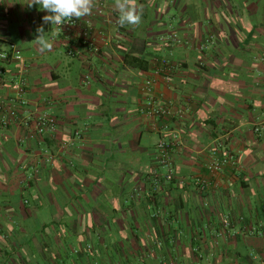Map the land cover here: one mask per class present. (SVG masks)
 <instances>
[{
	"label": "crops",
	"instance_id": "0c3cea01",
	"mask_svg": "<svg viewBox=\"0 0 264 264\" xmlns=\"http://www.w3.org/2000/svg\"><path fill=\"white\" fill-rule=\"evenodd\" d=\"M184 1L165 21L169 0H136L140 25L121 27L114 0H103L102 15L94 7L55 33L31 0H0V48L22 58L0 62V96L22 71V117L57 121L40 141L0 126V264H264V0H195L204 6L192 19ZM41 26L53 45L43 53ZM156 59L168 60V81L154 74ZM148 77L171 118L145 116ZM159 141L170 145L166 166ZM218 142L235 164L202 192ZM155 176L171 179L156 186Z\"/></svg>",
	"mask_w": 264,
	"mask_h": 264
},
{
	"label": "built area",
	"instance_id": "2783aa9c",
	"mask_svg": "<svg viewBox=\"0 0 264 264\" xmlns=\"http://www.w3.org/2000/svg\"><path fill=\"white\" fill-rule=\"evenodd\" d=\"M95 12L97 15H102L104 13V2L103 0H95ZM77 20L74 18L71 21H66L62 27H57L53 25V30L55 33H63L70 30L72 27L77 25ZM90 32L88 27H84L80 34V40L83 44L92 49L94 48V43L89 37ZM168 39L172 41H178L176 36L169 37ZM165 46H169L168 41H164ZM20 52L11 46L7 50L0 48V62L14 63L21 61ZM171 66L166 59H156L154 61V74L156 76L163 75L165 80H169V73ZM155 86V80L152 77L144 79L141 85V92L146 96L145 101V116L150 120L155 119H165L171 118L174 113L167 106H161L156 103L153 90ZM9 94L7 96H0V126L3 128L22 126L30 140L40 141L48 134L55 132L57 127L56 119L48 115L47 113H42L35 115L33 117H22L21 112L24 114L27 111L28 100H27V83L24 78L23 72L16 74L9 82ZM257 132L258 129H255ZM170 145L166 142L159 141L156 144L157 155L156 159L161 165L166 166L167 159L169 157ZM208 160L205 163V170L208 177L206 179H199L198 188L200 191L204 192L207 188L213 185V180L218 178L223 172L226 166H233L235 164V159L231 151L226 149L220 142L208 149ZM168 180L171 179L170 176L166 177ZM222 230L230 229V221L227 217L221 219ZM223 232V231H222ZM252 232H255L252 229ZM162 264H175L171 261H164Z\"/></svg>",
	"mask_w": 264,
	"mask_h": 264
},
{
	"label": "clouds",
	"instance_id": "9594fccd",
	"mask_svg": "<svg viewBox=\"0 0 264 264\" xmlns=\"http://www.w3.org/2000/svg\"><path fill=\"white\" fill-rule=\"evenodd\" d=\"M38 5L47 15L42 17L44 24L62 27L66 21L74 18L80 20L91 15L95 0H31L29 6ZM114 8L119 13L118 23L124 26H139L142 20V9L136 0H114ZM38 36L34 40L41 53L50 51L52 42L45 36L43 26L37 29Z\"/></svg>",
	"mask_w": 264,
	"mask_h": 264
},
{
	"label": "trees",
	"instance_id": "16d2710c",
	"mask_svg": "<svg viewBox=\"0 0 264 264\" xmlns=\"http://www.w3.org/2000/svg\"><path fill=\"white\" fill-rule=\"evenodd\" d=\"M124 61H125V63L128 66L136 69L137 71H146L148 69V65H149L147 60H145L143 58H140V57H137V56H125ZM156 162H158L157 159H156ZM158 165H160L159 162H158ZM153 179H154L153 180L154 181V185H156V186H159L162 182L167 180L166 177L160 178V177H157V176H155ZM62 221L63 220H61V219L54 220V222H52L50 224H45L44 227L51 226V227H54L56 229H59V228H61L63 226Z\"/></svg>",
	"mask_w": 264,
	"mask_h": 264
},
{
	"label": "rangeland",
	"instance_id": "374dc122",
	"mask_svg": "<svg viewBox=\"0 0 264 264\" xmlns=\"http://www.w3.org/2000/svg\"><path fill=\"white\" fill-rule=\"evenodd\" d=\"M170 2H169V4H170V6H169V12L168 13H166L164 16H163V19L165 20V21H169L170 19H171V17L172 16H177V12L175 11V9H174V4H175V2H176V0H169ZM204 2L203 1H200V2H196L195 0H186V1H184V4L186 5L185 6V11H186V13H187V16L189 17V19H192V16L194 17L195 16V14H197V12L193 9V7L195 8V6L196 5H199L200 7H203L204 6V4H203ZM178 38V37H177ZM179 39V38H178ZM156 139L155 138H153L152 139V141L154 142Z\"/></svg>",
	"mask_w": 264,
	"mask_h": 264
}]
</instances>
